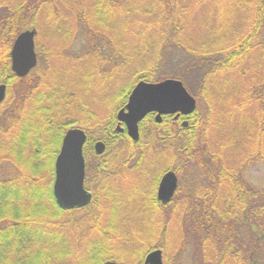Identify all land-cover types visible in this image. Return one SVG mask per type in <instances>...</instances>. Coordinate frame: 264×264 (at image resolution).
<instances>
[{"label":"trees","instance_id":"16d2710c","mask_svg":"<svg viewBox=\"0 0 264 264\" xmlns=\"http://www.w3.org/2000/svg\"><path fill=\"white\" fill-rule=\"evenodd\" d=\"M42 28L54 37L61 32V47L49 52L39 44L38 67L19 78L12 71L14 42L22 32ZM51 54L61 61H51ZM55 64L65 83L48 91L41 84ZM113 78L125 81L102 106L93 105L97 98L89 89L100 90ZM167 79L184 83L198 101L195 113L177 121L167 116L161 124L146 119L152 131H142L138 142L114 136L116 114L136 85ZM3 84L0 264H143L153 250L172 251L165 216L171 205L141 207L160 220L148 222L130 258L117 251L127 235L114 220L100 225L96 196L84 209L58 206L55 163L72 128L86 132L87 169L101 184L112 167L141 168L140 150L150 152L151 167L165 165L153 153L177 156V167L165 165L163 172L199 170L195 184L208 190L190 196L184 210L189 222L180 224L184 237L173 262L264 264V184L250 177L251 170L264 168V0H0ZM212 126L219 137L209 141ZM97 141L107 148L94 164L88 159L96 157ZM186 193L180 186L179 197ZM189 227L195 233L190 238Z\"/></svg>","mask_w":264,"mask_h":264},{"label":"water","instance_id":"95a60500","mask_svg":"<svg viewBox=\"0 0 264 264\" xmlns=\"http://www.w3.org/2000/svg\"><path fill=\"white\" fill-rule=\"evenodd\" d=\"M36 30L22 32L14 42L11 51L12 71L19 78L27 77L38 66L36 52ZM7 97V86L0 85V105ZM198 101L188 91L184 83L177 79H167L158 83L140 82L133 89L126 107L118 114L120 122L126 124L128 134L134 142L140 140L139 124L151 113H156L157 123L163 116H190L197 110ZM188 126V122L184 123ZM87 134L84 130L70 129L62 143L55 163L54 195L58 206L63 210H78L92 202V194L85 189L86 162L84 147ZM106 149L103 142L95 146L96 153L102 155ZM178 178L174 171L168 172L162 179L158 199L169 204L176 193ZM104 264H117L107 261ZM144 264H164V252L161 249L150 252Z\"/></svg>","mask_w":264,"mask_h":264},{"label":"rangeland","instance_id":"374dc122","mask_svg":"<svg viewBox=\"0 0 264 264\" xmlns=\"http://www.w3.org/2000/svg\"><path fill=\"white\" fill-rule=\"evenodd\" d=\"M86 1L89 2L90 0H86ZM36 32H37L36 38H35L36 51H37V46L39 44L40 45L44 44L49 52H53V51L55 52L57 51V48L59 49L61 47V42L63 40L60 35L61 32H59L56 37H54L53 33L46 28L44 29L42 28V31L36 30ZM73 47L75 51L76 45H74ZM74 51L70 52V54H73ZM49 58L51 59V61H55V62L61 61L59 55L51 54ZM57 69H59V64H55L53 67V70L47 72V74L45 75L46 82L41 84L42 87L45 86L43 89H47L49 91L53 88H59L62 85H64L65 83L64 79H62L61 76L55 73ZM124 81H125L124 78H113L110 83L106 84L100 90L97 89L96 87H92L91 89H89V93L91 96L96 97L97 100L91 101V103L97 107L102 106L103 103L108 101L107 99H110L111 96L114 95V91L118 89L117 84L118 83L121 84ZM7 94H8V91H7ZM14 125L15 127L20 126L19 123L14 124ZM209 131H210L209 133L210 137H208L209 141L214 140L219 137L217 136L216 130L213 126L210 127ZM150 161H151L150 158H144V161L142 163L143 169L145 170L148 169V166H150L149 165ZM134 165L135 163L132 166ZM164 166L162 165L161 167L163 168ZM161 167L160 168L158 167L159 170L161 169ZM154 168H151V170ZM199 174H200L199 170L195 169L194 166L188 167L184 171V173L181 175L180 181L184 185H187L189 182H196L199 179ZM250 177L257 184H261V185L264 184V168L257 167L251 170ZM151 179H152L151 176H148V177L144 176V178L142 179L141 176L135 173H130L129 176H127V178L126 177L124 178L120 175L118 177V180H119L117 182L118 184L117 185L114 184V185L119 186L121 188L118 191L120 193V194L118 193V196L121 197L124 203L111 204V203L102 201V204L100 205V208L97 211V216H102V218L99 221L101 226H107V222L109 218H112L114 220V227H116L118 232L121 234L123 233L122 235H127V241L126 242L120 241L122 243L118 245L117 251L118 253H123L128 258L134 255V251L137 250L139 246L141 247V243H139L140 244L139 246H138V243L136 245L137 237L144 238V236H146L150 228V226L148 227V224L150 222H153V221L156 222L157 220H160L159 219L160 216L158 215L149 216L145 214L144 211L143 212L141 211V207L145 205L144 202L147 200L145 198L144 193L142 194V191L146 183L151 181ZM108 186L113 187V185H108ZM137 188H140L142 191L137 190ZM215 202L220 203L221 202L220 197L218 198L216 197ZM114 206L116 209L115 213L112 210ZM186 206L187 204L183 202L179 207V211L177 212V215L175 213L174 216H173L172 210L166 211L167 215L165 214V216L168 218L167 240L170 243V247L172 251L170 253H166V252L164 253V264H177L178 263L177 261L173 262V259L175 257V253L173 252H175L174 250H176L179 247L180 242L181 240H183V237H184L183 234L181 233L182 230L180 229V224H182L183 221L185 223L186 220L189 222L186 216L184 218V210H186ZM153 225H155V223ZM192 225H191L192 227H195V224H192ZM188 229L189 231L186 233L189 235L187 237L190 238V236L194 235L195 233L192 230V228L190 229L189 227ZM154 232L157 233L156 231ZM186 233H185V236H186ZM180 234H182V236ZM192 237L191 239H193ZM195 241H196V238H194V242ZM149 243L151 245L155 244L154 240ZM144 244L142 243V245ZM176 259H177V256H176Z\"/></svg>","mask_w":264,"mask_h":264},{"label":"flooded vegetation","instance_id":"af4514ba","mask_svg":"<svg viewBox=\"0 0 264 264\" xmlns=\"http://www.w3.org/2000/svg\"><path fill=\"white\" fill-rule=\"evenodd\" d=\"M38 64H39V59H38ZM37 68V67H36ZM35 70V69H34ZM33 70V71H34ZM26 78V77H25ZM7 86V85H6ZM7 91H8V87H7ZM133 91V90H132ZM132 93V92H131ZM131 93L127 96V101L126 103L124 104V106L117 112L116 114V121L115 123L113 124L112 126V134L116 137H119V136H123V135H128V137L130 138L129 134H128V131H127V127H126V124L123 123V122H120L119 119H118V114L121 110H123L126 105L128 104L129 102V98H130V95ZM7 98V97H6ZM2 105V104H1ZM0 105V106H1ZM156 116L157 114L156 113H151L149 114L148 116H146V118L144 120H142L139 124V132H140V138H141V134H142V131H146L147 133L152 131V128L151 126L147 123L146 119L149 118V121H154L155 123H157L156 121ZM167 116H171L173 117V120L174 121H177L181 116H177V114L175 115H166V116H163L162 118V122L160 123H157V124H161L163 123L164 121V117H167ZM146 121V122H145ZM185 122H188V121H183L182 122V125L184 126V123ZM188 126H189V122H188ZM184 126V128H188ZM68 132V131H67ZM66 132V133H67ZM66 135V134H65ZM65 137V136H64ZM88 139V137H87ZM131 139V138H130ZM132 140V139H131ZM98 142H103V141H97L94 145V152H95V155L96 157L94 156V154H91L89 156V161H93V163L95 164L96 162H98L104 154H105V151L102 155H98L96 153V150H95V146ZM107 148V145L105 142H103ZM118 152L117 151H113V154H117ZM139 161H141V168L139 167V169H137L138 167L137 166H131V168H127V169H118V172H115V168L112 167V169L114 171H110V173L108 174V176L106 177V180L104 183H99L98 179L100 178V176H98L97 174H95L94 176H92L93 173H89L88 169H87V158L85 157V154H84V157H85V162H86V176H85V189L90 192L92 194V202L95 198V196L97 197L98 199V203L101 205L102 204V201H105L107 203H111V204H117V203H124L121 199L120 196H118V191L121 189L119 186H115L117 185L118 183V177L121 175L122 177H126L129 176L130 173H135V174H138L139 176L142 177V179L145 177H148V176H151L152 179L151 181L147 182L145 187L143 188V191L140 189V188H137V190H140L142 191V194L144 193L145 195V198L147 199L144 204L145 205H148V204H161V205H164L162 204V202L158 199V190H159V186H160V183L163 179V177L170 171H174L177 175V178H178V187H177V190H176V193L174 195V198L172 199V201L167 204V205H171L172 207V211H173V216L174 214L176 213L177 215V212L179 211V207L180 205L184 202L186 203L187 205L194 199L191 198L190 196H194L195 194H201L202 192H205L204 190H208V187L207 188H204L202 190V188L198 187L197 186V183L195 184V182H189L187 185H184L181 183L180 181V178L181 176L178 175V173L175 171V170H167V171H162V167L161 169L159 170L160 166L154 168V166H148V169L145 170L143 169L142 167V163L144 161V158H147L146 156L150 153L149 151H145V150H140L139 152ZM154 155H156V162L157 163H163L165 164L166 166L168 165H174L177 167L178 165V158L177 156H166L165 158L164 157H161L160 158L157 156L159 154H162L161 152H156V153H153ZM137 162V161H136ZM167 166V167H168ZM151 168H154L151 170ZM137 169V170H136ZM141 170V171H140ZM55 182V181H54ZM194 183V184H193ZM115 184V185H114ZM190 184V185H189ZM108 185H113V187H110ZM191 187H189V186ZM196 185V186H195ZM180 186H183L184 188H186V194L183 196V197H179V189H180ZM202 190V191H201ZM208 192V191H207ZM120 194V193H119ZM91 202V204H92ZM113 202V203H112ZM90 204V205H91ZM88 205V206H90ZM143 205V206H145ZM87 206V207H88ZM86 208V207H85ZM84 209V208H82ZM63 210V209H62ZM80 210V209H78ZM68 211V210H67ZM72 211V210H71ZM146 259V258H145ZM116 262V261H115ZM145 262V261H144ZM117 263V262H116Z\"/></svg>","mask_w":264,"mask_h":264}]
</instances>
